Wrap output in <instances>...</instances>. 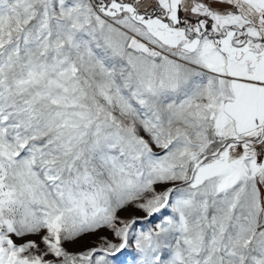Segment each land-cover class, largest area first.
<instances>
[{"label": "snow or ice", "instance_id": "snow-or-ice-1", "mask_svg": "<svg viewBox=\"0 0 264 264\" xmlns=\"http://www.w3.org/2000/svg\"><path fill=\"white\" fill-rule=\"evenodd\" d=\"M0 264H264V0H0Z\"/></svg>", "mask_w": 264, "mask_h": 264}, {"label": "rangeland", "instance_id": "rangeland-1", "mask_svg": "<svg viewBox=\"0 0 264 264\" xmlns=\"http://www.w3.org/2000/svg\"><path fill=\"white\" fill-rule=\"evenodd\" d=\"M91 243H94V239L93 240L82 241L80 243L72 245L71 247H72L73 250H76V249H79L82 246H87L88 244H91Z\"/></svg>", "mask_w": 264, "mask_h": 264}]
</instances>
